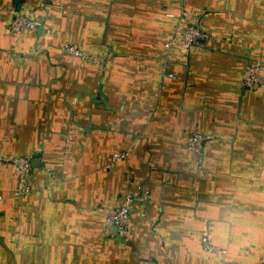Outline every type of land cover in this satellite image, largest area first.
Segmentation results:
<instances>
[{"label":"crops","instance_id":"0c3cea01","mask_svg":"<svg viewBox=\"0 0 264 264\" xmlns=\"http://www.w3.org/2000/svg\"><path fill=\"white\" fill-rule=\"evenodd\" d=\"M18 12L38 27L12 32ZM182 12L200 47L166 46ZM129 193L121 236L106 218ZM261 263L264 0H0V264Z\"/></svg>","mask_w":264,"mask_h":264},{"label":"built area","instance_id":"2783aa9c","mask_svg":"<svg viewBox=\"0 0 264 264\" xmlns=\"http://www.w3.org/2000/svg\"><path fill=\"white\" fill-rule=\"evenodd\" d=\"M39 23L31 18L27 13L18 12L14 14L11 20V31L19 33L23 30L34 29L38 27ZM211 37L208 30H206L199 17L182 12L178 16V20L174 25V31L166 42V46L172 47L176 43H180L186 49L196 48L203 45V43ZM63 51L77 59L95 62L87 51L72 44L64 43ZM262 67L260 64L250 63L246 67V73L243 80L244 87L248 89L258 88L263 81ZM169 77H174V74H168ZM207 136L198 132H192L187 139V149L196 155L198 158L203 156L204 142ZM124 154L115 153L113 160H123ZM18 173V189L16 194L22 195L29 193L31 187L27 181L31 170L30 156H14L11 159ZM133 201L132 194H126L125 197L118 203V205L107 215L106 222L110 229L117 235L123 236L128 228L130 219L131 202ZM202 246L207 251H213L214 246L210 242L207 233L201 237ZM264 264V263H261Z\"/></svg>","mask_w":264,"mask_h":264}]
</instances>
